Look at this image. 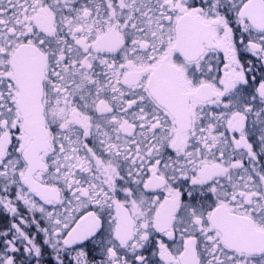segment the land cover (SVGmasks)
Returning a JSON list of instances; mask_svg holds the SVG:
<instances>
[{
    "label": "snow or ice",
    "instance_id": "1",
    "mask_svg": "<svg viewBox=\"0 0 264 264\" xmlns=\"http://www.w3.org/2000/svg\"><path fill=\"white\" fill-rule=\"evenodd\" d=\"M0 264H264V0H0Z\"/></svg>",
    "mask_w": 264,
    "mask_h": 264
}]
</instances>
